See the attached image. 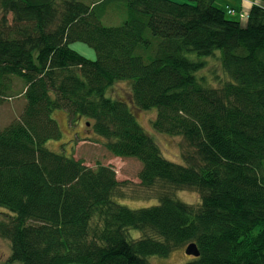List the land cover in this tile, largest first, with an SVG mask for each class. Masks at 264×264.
<instances>
[{
	"label": "trees",
	"instance_id": "trees-1",
	"mask_svg": "<svg viewBox=\"0 0 264 264\" xmlns=\"http://www.w3.org/2000/svg\"><path fill=\"white\" fill-rule=\"evenodd\" d=\"M107 1L0 0V101L14 77L25 99L0 128L7 264H151L189 243L200 254L183 264H264V0L245 26L217 0H121L127 15L109 25ZM218 50L229 79L215 87L197 73ZM121 80L129 102L106 95ZM132 105L157 109L154 130L183 138V164L163 156ZM55 111L87 118L112 154L138 159L159 202L122 204L112 166L50 149L62 137ZM181 189L200 203L176 198Z\"/></svg>",
	"mask_w": 264,
	"mask_h": 264
},
{
	"label": "rangeland",
	"instance_id": "rangeland-1",
	"mask_svg": "<svg viewBox=\"0 0 264 264\" xmlns=\"http://www.w3.org/2000/svg\"><path fill=\"white\" fill-rule=\"evenodd\" d=\"M174 1L188 2V0ZM254 1L260 2V0ZM216 5L226 11L228 6L234 8L236 12L233 14L227 13V16L239 20L242 26L247 25L246 7L248 5L241 7V0H217ZM106 6L107 12L103 19L105 24H119L127 15L128 9L124 1L108 0ZM71 47L88 58H96L94 48L84 42H73ZM190 57L198 58L197 54L194 53H191ZM217 58L221 61V52L219 50L216 51L214 56L204 57L207 61V66L197 73L200 76H206L207 83L215 87L229 79V76L223 71L221 63ZM23 87V80L14 77V89L9 93L11 97L3 98L0 101V128L21 114L25 105V99L19 93ZM106 95L114 99L129 102L131 99V85L126 80L117 81L107 90ZM132 109L146 132L160 146L163 156L173 162L183 164L181 156L182 145H184L183 138L181 136H170L160 133L154 130L152 126V120L156 117L157 109L142 110L133 105ZM52 116L60 126L62 137L60 140H50L47 143L50 149L82 159L90 167H96L98 163L112 166L116 171L117 179L121 181V196L118 197V201L122 204L131 208H139L155 205L159 202L157 198L159 187L146 188L140 184L139 171L142 166L141 162L134 157H120L112 154L104 145L105 139L94 132L87 118L79 117L75 124H72L63 111H55ZM174 193L176 198L189 204H199L201 201L200 194L192 189L175 190ZM1 210L2 208H0ZM131 232L135 237L140 235L136 230H132ZM185 248L186 246L176 249L167 257L151 255L148 256V260L151 264H183L193 258L192 255L186 253ZM10 254V241L0 237V264H7Z\"/></svg>",
	"mask_w": 264,
	"mask_h": 264
},
{
	"label": "water",
	"instance_id": "water-1",
	"mask_svg": "<svg viewBox=\"0 0 264 264\" xmlns=\"http://www.w3.org/2000/svg\"><path fill=\"white\" fill-rule=\"evenodd\" d=\"M185 250L188 255H192L194 257H197L200 254L199 249L195 243H189L186 246Z\"/></svg>",
	"mask_w": 264,
	"mask_h": 264
},
{
	"label": "crops",
	"instance_id": "crops-1",
	"mask_svg": "<svg viewBox=\"0 0 264 264\" xmlns=\"http://www.w3.org/2000/svg\"><path fill=\"white\" fill-rule=\"evenodd\" d=\"M255 1L254 0H241V7H243L244 5H248L246 7V16L248 15V12L250 10V7L251 5L254 3ZM241 12H242V9H241ZM242 14V13H241Z\"/></svg>",
	"mask_w": 264,
	"mask_h": 264
},
{
	"label": "built area",
	"instance_id": "built-area-1",
	"mask_svg": "<svg viewBox=\"0 0 264 264\" xmlns=\"http://www.w3.org/2000/svg\"><path fill=\"white\" fill-rule=\"evenodd\" d=\"M227 10H228V13H230V14H233L236 12V10L234 8L229 7V6L227 7Z\"/></svg>",
	"mask_w": 264,
	"mask_h": 264
}]
</instances>
